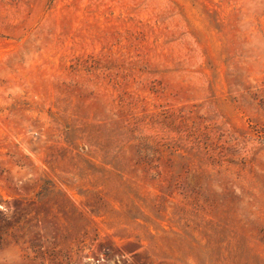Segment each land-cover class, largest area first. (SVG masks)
I'll return each instance as SVG.
<instances>
[{"label":"rangeland","instance_id":"rangeland-1","mask_svg":"<svg viewBox=\"0 0 264 264\" xmlns=\"http://www.w3.org/2000/svg\"><path fill=\"white\" fill-rule=\"evenodd\" d=\"M0 264H264V0H0Z\"/></svg>","mask_w":264,"mask_h":264}]
</instances>
